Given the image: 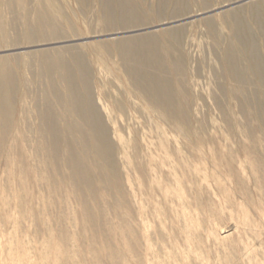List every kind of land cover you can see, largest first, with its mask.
<instances>
[{
	"label": "rangeland",
	"instance_id": "obj_1",
	"mask_svg": "<svg viewBox=\"0 0 264 264\" xmlns=\"http://www.w3.org/2000/svg\"><path fill=\"white\" fill-rule=\"evenodd\" d=\"M0 57V264H264V0H0Z\"/></svg>",
	"mask_w": 264,
	"mask_h": 264
},
{
	"label": "bare ground",
	"instance_id": "obj_2",
	"mask_svg": "<svg viewBox=\"0 0 264 264\" xmlns=\"http://www.w3.org/2000/svg\"><path fill=\"white\" fill-rule=\"evenodd\" d=\"M148 28V27H147ZM55 29V28H54ZM57 30V29H55ZM54 30V31H55ZM59 41V40H58ZM50 42V41H49ZM56 45V44H55ZM59 45V44H58ZM42 46V45H41ZM44 47V46H43ZM41 48V47H40ZM50 48V47H49ZM39 49V48H38ZM42 49V48H41ZM48 49V48H47ZM45 49V51L47 50ZM53 49V48H52ZM55 49V48H54ZM40 52V51H39ZM43 53V52H42ZM0 65L6 66L7 65V60H5L3 57H0ZM9 68V66H7ZM3 68V67H2ZM54 72V71H53ZM58 72V71H57ZM57 74V73H56ZM8 78V74L6 71H3L2 73L0 72V116L4 117V118H8V114L9 112H4L5 109H7V107H9V105H12L11 101V97L7 91V89L4 87L3 82L6 81ZM45 113L42 109H40V116H44ZM10 120V118H8ZM7 122V119H6ZM2 124V121L0 120V125ZM44 148V147H43ZM45 149V148H44Z\"/></svg>",
	"mask_w": 264,
	"mask_h": 264
}]
</instances>
